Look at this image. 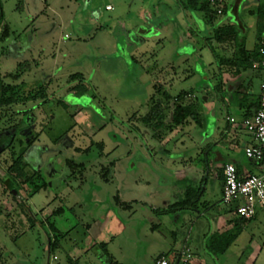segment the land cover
Listing matches in <instances>:
<instances>
[{
    "label": "rangeland",
    "instance_id": "374dc122",
    "mask_svg": "<svg viewBox=\"0 0 264 264\" xmlns=\"http://www.w3.org/2000/svg\"><path fill=\"white\" fill-rule=\"evenodd\" d=\"M254 1H241V12L248 9L242 19L229 7L207 22L203 12L186 11L178 0H0V82L23 84L31 94L46 88L45 98L0 108V130L27 112L35 115L37 135L25 158L28 180L16 164L28 149L24 136L16 134L0 150V264H155L163 251L172 258L190 233L201 239L202 226L195 222L231 207L221 203L219 182L212 187L208 179L201 196L206 172H214L215 154H232L223 143H214L218 133L210 132L214 117L208 106L220 95L213 86L224 72L210 47L219 58L242 44L253 52L264 35V16ZM222 25L233 26L236 40L220 50L213 34ZM243 74L257 95L264 71L248 66ZM156 87L171 96L194 93L188 103L199 123L189 118L169 143L153 150L152 159L147 143L154 141L142 118L153 96L164 99ZM224 92L231 107L220 109L217 119L240 120L246 109L238 105L236 93L226 87ZM209 142L210 168L204 161ZM185 157L193 158L194 168L205 169L190 185L192 196L200 197L194 207L161 206L153 212L141 206L142 201L161 205L168 196L147 195L146 186L137 187L136 181L150 176L163 184L173 161ZM67 159L85 168L72 175ZM37 165L39 172H53L39 191L32 182L43 181L30 169ZM9 183L23 201L11 194ZM50 241L57 246L49 257ZM191 247L206 264L235 259L209 255L199 240Z\"/></svg>",
    "mask_w": 264,
    "mask_h": 264
},
{
    "label": "crops",
    "instance_id": "0c3cea01",
    "mask_svg": "<svg viewBox=\"0 0 264 264\" xmlns=\"http://www.w3.org/2000/svg\"><path fill=\"white\" fill-rule=\"evenodd\" d=\"M241 1L242 0H225L224 1L226 3L225 13L228 12V9L230 7L231 12L232 14L233 13L235 14L236 19H242L240 17L241 13L246 12L248 9L243 8L241 12L240 10L241 7L240 5L242 4ZM254 2L256 3L255 7L257 9L261 7L262 5L261 0H255ZM106 10L112 11L113 8L110 5H107ZM94 12L96 13V10H94L92 13L94 14ZM146 14H148L147 11ZM139 15L140 16L145 15V11L144 13H140ZM94 16H96V14H94ZM205 18L206 21L209 22L207 16H205ZM261 37L263 39L264 35H262ZM216 44H217V48H219L220 50H223V47H225L226 45V43H217V42ZM233 56L234 54L231 55L229 54L228 56L225 55L223 58L231 59L233 58ZM222 68L224 69V72H221L220 84H218L217 86H213L216 89H218L220 95L218 96V98L215 97V100H213V102H211L210 105L208 106L210 115L211 113H213V117H214L213 126L210 132L211 134L218 133L217 134L218 138L215 137L216 139H214L215 140L214 143L216 144H219L220 142L223 143L225 148H229L230 150H232L231 151L232 154H229L227 152L222 153L220 150L217 154H215L216 157L213 159L214 172H206V177H207V178L205 177L206 183L201 182V185L203 183V190L201 191V196L207 190L208 179L212 187L219 182L220 192H221V203L223 204L222 195H223V186H224V175H223L222 167L225 163L230 162L235 164L239 172L243 174L250 175L261 172V167L254 161L247 159L246 156L244 155V149L247 146L254 144L255 141L253 137L247 133L246 129L242 124L245 118L253 116L254 113L259 108L260 98H261V86L259 93L256 95L254 90L251 88L252 80L248 76H244L243 74L244 69L238 72L236 67L229 65L228 66L220 65L221 71ZM225 87L226 89H229L230 92L237 94L236 101L238 105L246 109L245 115L238 121L237 119L235 120V117L231 115L226 117L222 116L223 120H225L223 122L221 121V119L220 120L217 119V115L219 111L221 110L224 111V109H229L231 107V103L229 102V100H227L226 95L224 94ZM194 97H195L194 93L187 92L184 95L183 103L189 104L188 102H190L191 99ZM205 99H206V103H208V99L207 98ZM168 119H170V117ZM231 119L234 120L232 121ZM186 123L187 124L190 123L189 119L184 124ZM235 123H237V126H234ZM181 126L174 129L171 133L166 135L163 140L160 141L153 139L151 135H148L149 139L154 141L147 143L148 147L152 150L151 154L153 153V150H155L156 148L160 146H164L166 143H169L172 140V138L175 137L176 133H178L179 131L181 132L182 131ZM242 136L244 138H241ZM228 138H230V140H228ZM242 142L243 145L240 147ZM211 144L213 143L209 142L204 146L207 149L205 153L204 161L208 167L210 166L208 149L211 148ZM154 158H156V155L153 156L152 154V159ZM193 164H195V161L193 160L192 157H185L184 159H180V161L178 162L174 160L172 164L173 168L171 169L170 172V177L168 180L164 181L163 184L157 183L155 179L149 178L150 176H148L147 178L142 177L143 179L141 178L138 179V181H136L138 184L137 187L146 186L147 195L154 196L152 194H156L157 192L162 194L163 192V193H167L168 196L165 197L163 196L164 194H162L163 198L161 200V205L154 203H150V204L148 203L147 205H145L142 201L141 206L143 207L146 206L147 208L150 209V211L153 212L155 210L161 209L162 207L163 208L167 207V209L171 210L172 206L177 202H179V200L183 195H187V193H192L190 187L191 183L196 180L195 178H200L201 176V173H199L201 169L197 167L194 168ZM202 172L204 173L205 169ZM205 204L207 205V203ZM215 208L216 207H213L211 210H214ZM191 209L192 208L190 207V209L187 208L186 210H191ZM173 210H177V209H173ZM166 218H168V215L165 213V219ZM149 219L152 220L153 218L149 217ZM165 223H167V220H165ZM195 224L202 226L200 231V233L202 232L201 239L198 237V235L194 237L192 236L193 233H190L182 241L181 247L177 249L175 252H172L173 253L172 256H176V255L178 256L181 255V253L183 252H188L192 257V261L190 264H206L205 259L203 257L197 259V256L192 250L191 242L193 243L194 241L199 240L200 245L202 246V244H204V247L206 249V244L211 234L222 233L229 229L241 227V232L238 235V237L233 241V243L225 251V253L221 254V256L226 257L227 259L228 257H231V255L235 256V259L231 261H229V259L227 260V262H230L231 264L234 262V260H237V262L234 264H264V205H260L257 207L255 216L250 220L240 219L234 213V209L232 207L230 208L226 207L224 212H212L211 217L208 218L207 222L201 223V220L200 222L199 220H197ZM156 225L157 224H155L154 226ZM162 254L168 255V253L165 251H163L161 255Z\"/></svg>",
    "mask_w": 264,
    "mask_h": 264
},
{
    "label": "trees",
    "instance_id": "16d2710c",
    "mask_svg": "<svg viewBox=\"0 0 264 264\" xmlns=\"http://www.w3.org/2000/svg\"><path fill=\"white\" fill-rule=\"evenodd\" d=\"M178 2L180 6L185 10L190 9V10L203 12L205 16H207L209 22H214L217 19L218 16L217 12H219V9H221L219 4H212L210 0H178ZM262 9H263L262 7H259L257 11L258 15L260 16H264V13H262ZM223 11L226 12V6L223 8V10L221 9V12ZM6 35L7 34H5V36ZM0 39L2 40L3 37L0 36ZM213 39L217 43H225L233 40L235 41L236 36L233 26L222 25L220 27H217L214 31ZM260 40H262L261 36L258 37V43L260 42ZM210 48L213 54H215V57L219 65H223V66L229 65L236 67L238 72L245 69L248 66H252L253 62L259 59L258 44L256 45L253 52L247 51L244 48L243 44L239 45V47L234 53L233 58L231 59L219 58L216 54L215 48L213 46H211ZM74 77H76V75ZM155 90L156 92H158V94L163 95L164 99L159 98L155 100V97L153 96L149 102L150 110L146 114V116L142 118L146 127L150 129L149 134L153 139H156L158 141L163 140L166 135L171 133L174 129L183 125L189 118L196 119V122L199 123L197 115L195 114V111L193 109V104L183 103L184 95L187 92H182L177 96H171L168 92H164V91L162 92L160 91V89H157V87L155 88ZM45 95H46V88L45 89L43 88V90H38L34 94H31L29 92L28 93L25 92V86H23V84H11V83L0 82V108H5V107L13 106L15 104L28 102L30 100L40 97L45 98ZM169 117L170 119H168ZM102 145L99 144L98 147L102 148ZM16 164L18 166L17 169L19 170V174L25 176L26 177L25 180H28L29 177L25 173L27 164L24 161V157L17 159ZM66 164L70 168L72 175H74L73 174L74 172H77L85 168L84 163H75L71 159H67ZM237 171L239 172L238 169ZM33 175L35 176V178L38 177L37 173ZM32 183L34 184L36 191H39L47 187L45 181L40 183L39 182L34 183L33 181ZM8 186L11 189L10 190L11 194L17 197L19 195V191L17 187L13 183H9ZM199 200H200L199 196L194 198L192 196V193H187L186 198L174 204L172 206V209H183V208L187 209L190 207L193 208L195 202ZM240 232H241V227H236L233 229L226 230L222 233L211 234L206 244L207 252L213 257L225 253V251L230 247L233 241L238 237ZM49 244L50 245L48 251L51 254L53 249L57 246V243L50 241Z\"/></svg>",
    "mask_w": 264,
    "mask_h": 264
},
{
    "label": "built area",
    "instance_id": "2783aa9c",
    "mask_svg": "<svg viewBox=\"0 0 264 264\" xmlns=\"http://www.w3.org/2000/svg\"><path fill=\"white\" fill-rule=\"evenodd\" d=\"M210 1L221 6L225 0ZM258 53L259 59L255 60L252 66L264 71V38L259 42ZM243 124L255 141L244 149V155L257 163L261 167V172L247 175L239 173L235 164L225 163L222 167L224 175L222 202L231 206L240 219L250 220L255 216L257 207L264 205V80L261 84L260 106L253 116L243 120ZM191 261V255L183 252L172 258L162 254L155 264H190Z\"/></svg>",
    "mask_w": 264,
    "mask_h": 264
},
{
    "label": "flooded vegetation",
    "instance_id": "af4514ba",
    "mask_svg": "<svg viewBox=\"0 0 264 264\" xmlns=\"http://www.w3.org/2000/svg\"><path fill=\"white\" fill-rule=\"evenodd\" d=\"M5 29H7L6 26H5ZM27 111H30V110H27ZM34 117H35L34 114L25 112L18 123L10 126L9 128L0 130V150H6L9 147L10 143L12 142V139L16 136V134H20L24 136L25 141L28 144V149L24 155V161H25V158L28 159L29 158L28 152L34 144L33 139L35 136H37L36 134H34L36 124L32 123ZM29 119L30 121H28ZM28 122H31V123H28ZM25 163L27 164V167H28V163L26 161ZM30 169L33 171V174L37 173L39 180L45 181L46 184L49 181V180L47 181V179L52 178L53 172H39V170H41V166L37 165L36 169H33V168H30ZM38 177L36 178L38 179ZM17 197L20 201H23L20 194Z\"/></svg>",
    "mask_w": 264,
    "mask_h": 264
},
{
    "label": "water",
    "instance_id": "95a60500",
    "mask_svg": "<svg viewBox=\"0 0 264 264\" xmlns=\"http://www.w3.org/2000/svg\"><path fill=\"white\" fill-rule=\"evenodd\" d=\"M48 254H49V257H50V253H49V251H48Z\"/></svg>",
    "mask_w": 264,
    "mask_h": 264
}]
</instances>
